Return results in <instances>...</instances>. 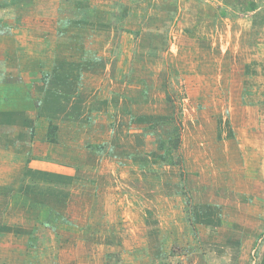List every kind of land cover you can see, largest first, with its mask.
I'll return each instance as SVG.
<instances>
[{
  "label": "rangeland",
  "instance_id": "rangeland-1",
  "mask_svg": "<svg viewBox=\"0 0 264 264\" xmlns=\"http://www.w3.org/2000/svg\"><path fill=\"white\" fill-rule=\"evenodd\" d=\"M249 1L0 0V264H264Z\"/></svg>",
  "mask_w": 264,
  "mask_h": 264
},
{
  "label": "crops",
  "instance_id": "crops-1",
  "mask_svg": "<svg viewBox=\"0 0 264 264\" xmlns=\"http://www.w3.org/2000/svg\"><path fill=\"white\" fill-rule=\"evenodd\" d=\"M254 14H256L255 18L252 20V22L250 21V23H251L250 27L251 28L248 29L245 32V35H242V38H241L240 42L246 43V42H244L245 41V37H246L247 38V42H250L247 45V47L250 50H256V48H257V50L259 52H261L262 50H264V43L263 42L262 43H258V42L260 40L261 34L264 32V12H261V14L259 13V15H257V13L254 12ZM93 16H94L93 18H95L97 20V19H100L102 15L99 13V14H94ZM214 23H215V21H214ZM212 25H213V23H212ZM109 28L110 27L108 26L106 28V31H103V34H102V36L100 38H103V39L106 40L110 36V31H109L110 29ZM93 29H97V27H94ZM93 29H91V30H93ZM93 31H96V30H93ZM88 32L91 35H93L91 31H88ZM169 40H170V37H168V41ZM43 93H44V91H43Z\"/></svg>",
  "mask_w": 264,
  "mask_h": 264
},
{
  "label": "trees",
  "instance_id": "trees-1",
  "mask_svg": "<svg viewBox=\"0 0 264 264\" xmlns=\"http://www.w3.org/2000/svg\"><path fill=\"white\" fill-rule=\"evenodd\" d=\"M264 0H251L247 3V7L244 9L246 12H254L256 11L258 8H260V5L262 6L264 3ZM223 16L225 17L226 14L225 12H222V18ZM162 46L161 48V51H164V48L166 49L165 45L163 43H159L158 44V47L157 49ZM155 49H151V52L153 53ZM161 125V124H159ZM172 135H168V138H169V143L171 144V146H169V150L166 149L165 153L169 156V157H173V153H174V150L178 149L179 147V131L177 128L174 127V129H172ZM161 144L164 145V142L163 141H160ZM168 142V140H167ZM163 145H160V150L163 149ZM163 158L162 156H159V159L163 161Z\"/></svg>",
  "mask_w": 264,
  "mask_h": 264
}]
</instances>
